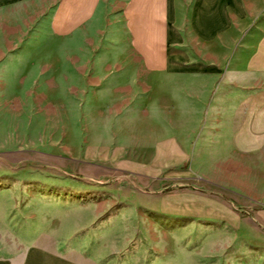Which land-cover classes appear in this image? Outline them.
<instances>
[{"label":"crops","instance_id":"1","mask_svg":"<svg viewBox=\"0 0 264 264\" xmlns=\"http://www.w3.org/2000/svg\"><path fill=\"white\" fill-rule=\"evenodd\" d=\"M19 1L0 0V6ZM74 1L60 3L63 43L58 46L41 39L50 27L48 16L23 43L0 44V111L12 102L6 125L27 134L14 149L0 151V238L6 241L0 240V264H78L37 243L47 238L56 249L67 240L69 222L62 215L83 206L78 193L85 191L83 171L118 163V141L130 150L161 148L156 134L163 130V118L173 132V117L182 111L205 117L201 145H209L212 132L219 130L220 147L227 148L233 117L250 111L264 116L263 76L252 79L251 90L230 75L221 76L231 68V54L244 52L253 44L252 33L264 30V0H158L151 17L149 0ZM117 6H123L118 13ZM261 38L252 63L258 74L264 70V34ZM181 77L189 84L182 96ZM57 89L60 96L54 94ZM31 134L37 138L30 139ZM167 146L179 160V140L169 139ZM69 190L73 200L65 209L35 210L33 205L47 202L50 194L67 199ZM159 198L146 211L228 216L217 202L173 195L162 208ZM258 217L264 220V207ZM205 227L198 222V232ZM36 228L42 230L33 236Z\"/></svg>","mask_w":264,"mask_h":264},{"label":"rangeland","instance_id":"2","mask_svg":"<svg viewBox=\"0 0 264 264\" xmlns=\"http://www.w3.org/2000/svg\"><path fill=\"white\" fill-rule=\"evenodd\" d=\"M61 1L65 2L20 0L0 6V44L23 43L46 16L50 27L41 39L52 46L63 43L60 42L63 35ZM149 3V17L155 16L158 0H149ZM121 8L123 6H117L116 12ZM263 34V29H256L250 36L253 44L244 52L232 53L231 68H224L221 76L230 75L251 90L252 79L264 77V70L258 74V70L252 68L258 57L257 41ZM153 38L157 40L158 35ZM188 85L185 77L179 79L180 96ZM219 87L217 84L213 92ZM56 93L59 95L58 89ZM8 105L10 108L5 113L0 111V125L5 124L0 132V151L12 150L19 140L27 138L25 132L9 131L11 126L6 124L10 115L7 114H11L14 104L9 102ZM163 119V130L156 134L161 148L130 150L118 141L120 147L114 149L120 153L118 163L85 168L83 173L87 179L82 181L85 191L78 192L80 199L72 195L83 206L78 212L69 210L62 215L69 222L65 229L67 240H62L55 249L52 240L41 238L37 246L51 252L58 249L78 264H156V259L157 264H264V220L258 217V210L264 207V116H252L250 111L233 117L227 148L220 147L223 139L219 130L212 132L209 145L200 144L204 116L190 117L180 111V116L173 117V132L166 117ZM36 138V134L30 135V139ZM172 138L179 140V160L173 159V150L167 146ZM158 152H163L162 156ZM150 171L155 174L149 175ZM91 178L98 184L90 181ZM167 187L170 190H165ZM88 188L97 192H89ZM69 194L70 190L67 199L63 194H50L45 197L47 202L38 201L33 206L38 212L44 209L59 212L73 200L69 199ZM173 195L220 203L228 216L207 217L170 211L157 216L146 211L148 205L156 204V197H160V201L163 198L161 207L164 208L163 200ZM255 197L260 198V202ZM70 222H74L72 226ZM198 222L206 226L201 233L197 229ZM39 228L34 229L33 236ZM23 236L28 240L33 237ZM0 240L6 242L3 238Z\"/></svg>","mask_w":264,"mask_h":264},{"label":"trees","instance_id":"3","mask_svg":"<svg viewBox=\"0 0 264 264\" xmlns=\"http://www.w3.org/2000/svg\"><path fill=\"white\" fill-rule=\"evenodd\" d=\"M165 190H170V188H169V187H167V188H165Z\"/></svg>","mask_w":264,"mask_h":264},{"label":"bare ground","instance_id":"4","mask_svg":"<svg viewBox=\"0 0 264 264\" xmlns=\"http://www.w3.org/2000/svg\"><path fill=\"white\" fill-rule=\"evenodd\" d=\"M63 245V244H62ZM180 263V262H179Z\"/></svg>","mask_w":264,"mask_h":264}]
</instances>
